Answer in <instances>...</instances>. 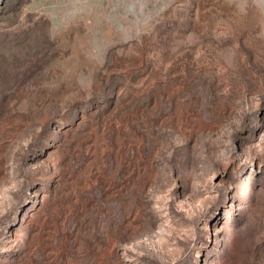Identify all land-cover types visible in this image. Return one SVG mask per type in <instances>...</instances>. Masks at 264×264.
I'll return each mask as SVG.
<instances>
[{
  "label": "rangeland",
  "instance_id": "obj_1",
  "mask_svg": "<svg viewBox=\"0 0 264 264\" xmlns=\"http://www.w3.org/2000/svg\"><path fill=\"white\" fill-rule=\"evenodd\" d=\"M0 264H264V0H0Z\"/></svg>",
  "mask_w": 264,
  "mask_h": 264
}]
</instances>
